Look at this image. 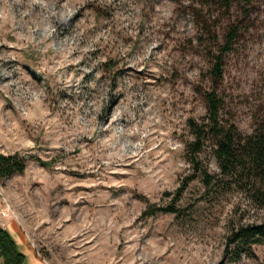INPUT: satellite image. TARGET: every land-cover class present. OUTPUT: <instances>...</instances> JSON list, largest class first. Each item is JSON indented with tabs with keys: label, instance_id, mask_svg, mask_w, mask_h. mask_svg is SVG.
Here are the masks:
<instances>
[{
	"label": "rangeland",
	"instance_id": "1",
	"mask_svg": "<svg viewBox=\"0 0 264 264\" xmlns=\"http://www.w3.org/2000/svg\"><path fill=\"white\" fill-rule=\"evenodd\" d=\"M211 89L223 123H264V0H0V152L25 158L0 226L21 264H264L232 236L264 208L186 160ZM199 156L220 173L211 140Z\"/></svg>",
	"mask_w": 264,
	"mask_h": 264
},
{
	"label": "trees",
	"instance_id": "2",
	"mask_svg": "<svg viewBox=\"0 0 264 264\" xmlns=\"http://www.w3.org/2000/svg\"><path fill=\"white\" fill-rule=\"evenodd\" d=\"M205 4L207 0H193ZM220 56L212 67L213 76L221 77ZM205 116L201 122L194 119L188 121L193 138L185 143L186 160L192 169L199 173L205 187L237 184L245 192L251 202L264 208V123L257 125L250 134H242L232 122H224L220 118L222 99L211 89L204 92ZM207 140H211L214 155L220 168L219 174L210 173L200 159V152ZM25 168V158L18 153L3 154L0 152V180L14 172ZM182 191L178 188L172 202L159 207L166 212L176 213L177 196ZM237 243H264V219L257 223L239 226L232 234ZM0 258L3 264H21L25 255L18 248L10 233L0 226Z\"/></svg>",
	"mask_w": 264,
	"mask_h": 264
},
{
	"label": "bare ground",
	"instance_id": "3",
	"mask_svg": "<svg viewBox=\"0 0 264 264\" xmlns=\"http://www.w3.org/2000/svg\"><path fill=\"white\" fill-rule=\"evenodd\" d=\"M51 13V12H50Z\"/></svg>",
	"mask_w": 264,
	"mask_h": 264
}]
</instances>
